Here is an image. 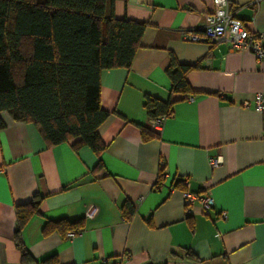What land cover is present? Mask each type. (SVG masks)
<instances>
[{
	"label": "crops",
	"instance_id": "obj_1",
	"mask_svg": "<svg viewBox=\"0 0 264 264\" xmlns=\"http://www.w3.org/2000/svg\"><path fill=\"white\" fill-rule=\"evenodd\" d=\"M229 5L249 30L264 33V0ZM213 9V0H113L116 19L148 27L130 69L101 73V107L109 113L98 130L103 152L73 142L48 147L34 125L3 114L0 264H264V120L255 111L264 61L229 42L184 40ZM172 55L198 67L187 77L188 96L171 95ZM146 96L174 105L162 135L145 143ZM213 157L222 160L214 170ZM183 179L189 192L213 199L210 214L198 203L187 212L182 185L176 188ZM36 195L39 213L21 233L32 258L25 261L15 241L16 206ZM66 221L82 222L69 231L73 238L50 227Z\"/></svg>",
	"mask_w": 264,
	"mask_h": 264
},
{
	"label": "trees",
	"instance_id": "obj_2",
	"mask_svg": "<svg viewBox=\"0 0 264 264\" xmlns=\"http://www.w3.org/2000/svg\"><path fill=\"white\" fill-rule=\"evenodd\" d=\"M147 27L116 19L113 0H0V131L6 128L3 114H9L18 123L34 125L48 147L73 142L76 148L103 152L106 145L98 130L109 113L101 107V73L130 69ZM197 68L171 56L166 71L171 95L192 93L187 77ZM173 105L171 99L146 96L143 108L150 118H169ZM140 129L145 143L157 137ZM179 184L182 181L176 188ZM41 200L36 195L16 206L15 241L25 261L32 258L21 233L39 213ZM127 211L129 219L133 209ZM50 227L69 232L81 228L82 222H55ZM187 258L198 261L191 252Z\"/></svg>",
	"mask_w": 264,
	"mask_h": 264
},
{
	"label": "built area",
	"instance_id": "obj_3",
	"mask_svg": "<svg viewBox=\"0 0 264 264\" xmlns=\"http://www.w3.org/2000/svg\"><path fill=\"white\" fill-rule=\"evenodd\" d=\"M214 9L208 24L199 32H185L183 38L190 43L217 44L220 42H229L232 49L238 51H249L256 57L258 62L264 61V33L253 32L249 30L246 24L229 11V0H213ZM249 103L244 102L243 106L248 107ZM255 111L260 114L264 120V93H258L255 96ZM166 116L150 118L148 129L157 136H161ZM210 167L214 170L221 166L220 158H210ZM184 187L183 198L186 210L191 213L195 204H199L203 213L210 214L214 209L215 203L209 196H202L189 192L190 182L188 179L182 180ZM226 214L221 213V217L226 219ZM75 232L67 233L68 238H73Z\"/></svg>",
	"mask_w": 264,
	"mask_h": 264
}]
</instances>
